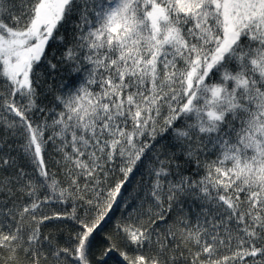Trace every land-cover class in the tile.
Segmentation results:
<instances>
[{"label": "snow or ice", "instance_id": "obj_1", "mask_svg": "<svg viewBox=\"0 0 264 264\" xmlns=\"http://www.w3.org/2000/svg\"><path fill=\"white\" fill-rule=\"evenodd\" d=\"M113 254L264 264V0H0V264Z\"/></svg>", "mask_w": 264, "mask_h": 264}, {"label": "trees", "instance_id": "obj_2", "mask_svg": "<svg viewBox=\"0 0 264 264\" xmlns=\"http://www.w3.org/2000/svg\"><path fill=\"white\" fill-rule=\"evenodd\" d=\"M59 50H57L58 53ZM59 77H57V82ZM48 99H51L50 97ZM47 103V100L44 101ZM62 178V177H61ZM121 211L115 210L114 212L110 213L111 219L107 220L105 223L102 224L101 229L99 230V234L96 239L97 246H106L110 241L107 237L111 236L113 240L117 243L120 242V237L116 236L115 234V223L117 219L120 217ZM47 230V229H46ZM62 238V237H61ZM108 264H118V254H113V259L108 261Z\"/></svg>", "mask_w": 264, "mask_h": 264}]
</instances>
